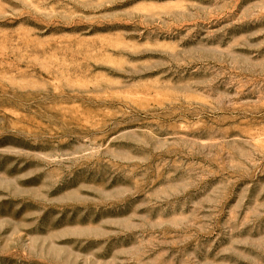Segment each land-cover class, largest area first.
Listing matches in <instances>:
<instances>
[{"label": "rangeland", "instance_id": "1", "mask_svg": "<svg viewBox=\"0 0 264 264\" xmlns=\"http://www.w3.org/2000/svg\"><path fill=\"white\" fill-rule=\"evenodd\" d=\"M0 264H264V0H0Z\"/></svg>", "mask_w": 264, "mask_h": 264}, {"label": "bare ground", "instance_id": "2", "mask_svg": "<svg viewBox=\"0 0 264 264\" xmlns=\"http://www.w3.org/2000/svg\"><path fill=\"white\" fill-rule=\"evenodd\" d=\"M239 132H241V131H239ZM244 132H245V131L242 130V133H243V134H245ZM242 133H241V134H242Z\"/></svg>", "mask_w": 264, "mask_h": 264}]
</instances>
